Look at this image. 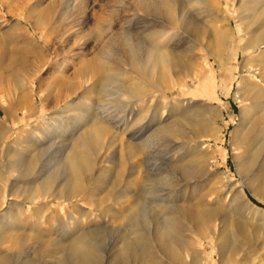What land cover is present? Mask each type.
<instances>
[{"label": "bare ground", "instance_id": "obj_1", "mask_svg": "<svg viewBox=\"0 0 264 264\" xmlns=\"http://www.w3.org/2000/svg\"><path fill=\"white\" fill-rule=\"evenodd\" d=\"M219 1L190 0V3L198 14L207 15L212 9L219 8ZM243 2V12L249 14L248 21L255 25L254 31L249 32L244 51L264 48V0ZM184 3L179 0H134L138 10L161 21L159 31H145V38L138 34L131 38L129 31L114 35L110 27H101L96 23L94 29L98 51L91 59L80 62L74 72V76L82 80L81 83L93 81L83 91V104L78 107L81 115L77 123L84 122L83 130L68 146L64 134L58 136L61 138L60 143H49L43 147L36 146V139L29 136L23 150L6 151L10 152L9 160L13 161L10 167L19 178L28 180L22 187L23 200H32L36 194L47 195L59 181L55 199H76L78 204L90 205L97 216L126 223L127 228L124 226L126 229L120 233L117 242L119 246L107 264H206L202 242L206 240L208 245L215 247L209 235L213 222L223 227L221 237L224 241L219 253H226L228 259L234 260L239 250L234 233L245 235L252 228L249 214L253 206L248 202L244 189L249 190L257 201L264 194V113L247 123L249 120L243 108L241 120H245L244 124L232 132L241 180L227 186L222 195L216 192L206 194L201 189L192 196L188 192L193 189L191 184L204 181L203 157L206 154L200 150L206 147L203 146L205 142L196 141L192 144L189 147L192 151L190 155L186 154L183 158H178V155L185 148L186 143L183 145V141H193L196 137L212 139L213 131L203 119H195V109H188L174 120L161 122L159 115L153 113L151 103L146 104L158 96L156 90L162 92L167 89L170 75L194 80L201 76L204 64L210 60L222 66V55L231 49L227 31L218 26L213 27L212 38L204 42L207 35L201 23L189 17L184 19L188 6ZM32 27L37 29V22L32 23ZM178 28L190 37L189 42L177 40L174 43V36L168 30L175 31ZM202 51H205L204 55ZM121 64H128L137 76L147 79L149 84L136 83L129 76L126 77V72L120 70ZM81 83L78 82L77 86L84 85ZM113 86L115 91L112 90V96L107 97L106 92ZM60 87L69 93L76 88L63 80ZM90 94L95 95L91 105L86 103L91 99H88ZM156 121L159 122L154 125ZM131 128H136L133 138L137 141L121 145V159L118 164L113 163L116 166L115 173L105 182L107 207H102L105 200L78 199L86 189L83 184L91 182L86 178L87 173L104 149V138L108 137L105 146L108 149L116 140L115 134ZM55 132L56 129L52 128L46 135L50 139ZM1 151L0 148V154ZM64 151L65 155L59 160V154L62 155ZM161 151L163 155L160 158ZM39 161L43 164L35 171ZM186 161L188 163H184ZM52 164L54 169H48ZM124 170V184L114 193ZM1 171L0 181L4 176ZM15 193L18 191H12V194ZM207 196L213 197L212 205L207 203L210 200ZM115 205L121 207L119 214L112 209ZM146 216L155 222L152 236L146 226ZM98 232L83 231L66 243L61 239L63 232L56 233L53 240H48L44 239L39 228L34 245L37 250H49L54 254L58 251V264H102L103 259L95 243ZM24 238L19 241L14 239L8 252L1 253L0 264H12L15 252L33 249L32 245L27 244V238ZM10 251L13 253L10 254ZM246 255L240 264H257L253 262L252 256Z\"/></svg>", "mask_w": 264, "mask_h": 264}, {"label": "rangeland", "instance_id": "obj_2", "mask_svg": "<svg viewBox=\"0 0 264 264\" xmlns=\"http://www.w3.org/2000/svg\"><path fill=\"white\" fill-rule=\"evenodd\" d=\"M179 1L188 5L184 19L193 18L205 28L207 36L204 42L212 38V31L218 26L227 31L231 49L222 55V66L210 60L204 64L201 76L194 80L170 75L167 89L162 92L156 90L158 96L146 104L151 103L153 113L159 115L161 122L174 120L188 109H195V119L201 118L209 125L213 138L196 137L192 142L183 141V145L186 143L185 150L181 151L178 158L190 155L192 151L189 147L196 141H204L203 146L206 147L200 150L206 154L203 157L204 181L191 184L193 189L188 192L195 196L203 189L206 194L216 192L222 195L227 186L241 180L236 159L237 147L232 139L234 129L245 121L241 120V110L245 109V117L249 120L247 123L264 113V48L244 51L248 35L254 31L255 25L249 22V14L243 12V0H220L219 8L212 9L213 12L207 15L198 14L190 0ZM34 22L38 24L37 29L32 27ZM96 23L101 27H110L114 35L129 31L131 38L136 34L145 38V31L158 32L161 25V21L138 10L134 0H0V171L5 176L0 181V255L8 252L14 239L19 241L26 237L27 244L33 247L28 251L15 252L12 264H58V251L54 254L49 250H37L34 245L39 228L41 235L48 240H53L56 233L63 232L61 239L66 243L83 231L99 230L95 243L102 256V264H107L119 246L120 233L127 228L124 221L97 216L90 205L78 204L76 199H55L59 181L47 195L36 194L32 200H23L22 187L28 180L19 178L10 167L13 161L9 160L10 152H6L23 150L29 136L36 139V146L43 147L49 143H60L61 138L58 136L64 134L68 146L83 130L84 122L77 123L81 115L78 107L83 104V91L93 81L81 83L82 80H78L74 72L80 62L91 59L98 51L94 29ZM181 31L180 28L168 30L174 36V43L177 40L189 42L190 37ZM201 53L204 55L205 51ZM120 70L136 83L149 84L147 79L137 76L128 64H121ZM61 80L76 88L70 93L64 91L60 87ZM78 82L84 85L77 86ZM112 90L115 91L114 86L105 95L112 96ZM88 99L86 103L91 105L95 95L90 94ZM158 122H154V125ZM52 128L56 132L49 139L46 132ZM135 129L115 134L116 140L108 149L105 147L108 137L104 138V149L87 173L86 178L91 182L83 184L86 189L78 199L105 200V182L116 170L113 163L118 164L121 159V145L136 143L137 139L133 138ZM64 155L65 151L59 154V160ZM162 155L161 151L160 158ZM42 164L37 162L35 171ZM48 169H54L53 164ZM124 176L126 170L114 193L124 184ZM97 177L101 179L96 180ZM12 191L18 193L12 194ZM244 192L253 206L249 214L252 228L245 235L234 233L239 250L233 260L228 259L226 253H219L224 241L221 237L223 227L211 223L209 235L215 247L208 245L206 240L202 242L206 264H240L246 254L253 257V262L264 264V194L257 201L249 190L244 189ZM207 198L210 199L207 203L212 205L213 197ZM102 207H107L106 200ZM120 208L117 205L112 207L118 214ZM145 220L152 236L155 222L149 217ZM130 237L133 238V235Z\"/></svg>", "mask_w": 264, "mask_h": 264}]
</instances>
